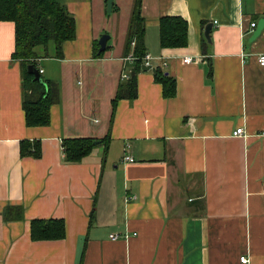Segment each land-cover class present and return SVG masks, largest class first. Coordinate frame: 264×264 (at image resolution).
I'll list each match as a JSON object with an SVG mask.
<instances>
[{"label":"crops","instance_id":"obj_1","mask_svg":"<svg viewBox=\"0 0 264 264\" xmlns=\"http://www.w3.org/2000/svg\"><path fill=\"white\" fill-rule=\"evenodd\" d=\"M56 1L75 38L60 58L53 41L34 48L33 66L55 90L47 126H26L15 27L0 22V264H264V27L253 38L264 0H138L143 53L175 81L172 98L129 58L137 0L113 1L109 34L94 22V12L107 16L105 0ZM164 18L186 22L185 47H161ZM94 67L114 76L96 102L86 84ZM118 80L134 82L133 98L116 99ZM237 128L244 135L233 137ZM74 138L97 142L78 163L62 156ZM33 221H62L64 237L34 240Z\"/></svg>","mask_w":264,"mask_h":264},{"label":"trees","instance_id":"obj_2","mask_svg":"<svg viewBox=\"0 0 264 264\" xmlns=\"http://www.w3.org/2000/svg\"><path fill=\"white\" fill-rule=\"evenodd\" d=\"M137 0L131 18L129 40H136L134 57L137 61L143 53V25L139 17ZM12 22L15 27V42L12 60H18L22 68V109L28 127H42L49 124V109L55 98L54 87L47 82L38 83L26 72L27 65H34V48L55 44L56 56H62V46L75 38L73 17L56 0H0V22ZM162 48H181L187 45V24L180 18H164L159 24ZM97 54V49L95 55ZM101 55V54H100ZM155 81L162 86L164 98L175 95V81L157 70ZM125 92L135 96V85L131 80L127 87L116 94V99ZM115 101V100H114ZM106 139L100 141L104 142ZM95 140L89 138L65 139L62 141L64 159L78 163L94 148ZM31 154L40 156L39 143H34ZM22 153H23V146ZM31 236L34 240H59L64 237L62 221H33Z\"/></svg>","mask_w":264,"mask_h":264},{"label":"rangeland","instance_id":"obj_3","mask_svg":"<svg viewBox=\"0 0 264 264\" xmlns=\"http://www.w3.org/2000/svg\"><path fill=\"white\" fill-rule=\"evenodd\" d=\"M104 14H106L107 16L104 17ZM103 19L104 21L100 22V20L97 18V13L95 14L94 12V17H95V25L98 24V25H104V31L106 33L109 34V30H110V27L112 26V21H116V17L117 15L116 14H111V15H108L106 13V10H105V13L103 12ZM104 35V34H103ZM103 55H107V52H103L102 53V56ZM127 71V70H126ZM91 78L89 81L86 82V84L88 85H91L90 89H91V98H93L92 101L96 102L98 99H101L104 95H105V91L106 89H109V86L111 85V83L114 81V76L113 74L110 75V76H105L103 74V72L101 71L100 68H97V67H94L93 69H91ZM118 76V75H117ZM123 83L122 81H117L116 84H117V87H116V91H115V95L121 91H123L125 89V86H126V82L124 83L125 86H123ZM82 89H80L81 91ZM74 95H75V99L77 98V96L79 95V88L77 87V90L74 92ZM82 98V96H81ZM79 99V98H78ZM90 98H88L89 100ZM113 102V101H112ZM112 108V106H111ZM76 109V112H78V107L76 106L75 107ZM103 108H98V109H95L93 110V112H90V117L89 118H95L97 120V123L96 124H93L94 126H96L97 128L100 127L102 124V122L104 121L103 119V114H104V110H102Z\"/></svg>","mask_w":264,"mask_h":264},{"label":"water","instance_id":"obj_4","mask_svg":"<svg viewBox=\"0 0 264 264\" xmlns=\"http://www.w3.org/2000/svg\"><path fill=\"white\" fill-rule=\"evenodd\" d=\"M105 1H106V13L108 15H110L111 14V11H112L113 1L114 0H105ZM263 27H264V21L262 20V21H260L258 23V25L256 27V30L253 33V38H256L260 34V32L262 31ZM209 30L210 29L208 27V28L205 29V32H204V36H205V38L207 40H209ZM108 39H109V36L108 35H102L99 38V40H98V45H99L98 54L104 52L105 47H106V43H107ZM141 69L143 71H152V73H154V74L156 73V69L153 68L150 65H143L141 67ZM26 72L28 74H31L34 77V80L37 81L38 83H43L42 78H41L38 70L33 65H27ZM96 144H97V142H94V145H96Z\"/></svg>","mask_w":264,"mask_h":264},{"label":"built area","instance_id":"obj_5","mask_svg":"<svg viewBox=\"0 0 264 264\" xmlns=\"http://www.w3.org/2000/svg\"><path fill=\"white\" fill-rule=\"evenodd\" d=\"M255 25L254 24H251V27H254ZM133 44V43H132ZM130 59H133V60H136V58L135 57H129ZM150 60H152V58L150 57V55H148V54H145L141 59H140V61H142L143 63H144V65H149V61ZM192 62H194L192 59H190V58H185V59H183V63L184 64H190V63H192ZM257 63H258V65L259 66H261V67H264V53H262V54H259L258 56H257ZM40 73H41V71H39ZM128 75H122V77H121V79L122 80H128ZM242 135H244V129L243 128H237V129H235L233 132H232V136L233 137H240V136H242ZM62 156L64 157V155H63V153H62ZM124 160L125 161H127V162H133V159L132 158H130V157H125L124 158ZM1 230H2V222H1V219H0V235H1ZM119 238V236H117V235H111L110 236V239L111 240H117ZM239 262L241 263V264H252L251 262H250V260L246 257V256H242V257H240L239 258Z\"/></svg>","mask_w":264,"mask_h":264}]
</instances>
